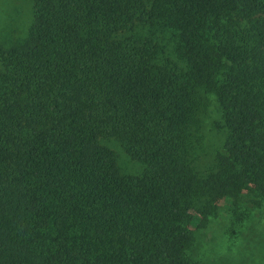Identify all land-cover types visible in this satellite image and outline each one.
Listing matches in <instances>:
<instances>
[{
    "label": "trees",
    "instance_id": "trees-1",
    "mask_svg": "<svg viewBox=\"0 0 264 264\" xmlns=\"http://www.w3.org/2000/svg\"><path fill=\"white\" fill-rule=\"evenodd\" d=\"M260 198L264 0H31L0 44V264H199L192 227Z\"/></svg>",
    "mask_w": 264,
    "mask_h": 264
},
{
    "label": "rangeland",
    "instance_id": "rangeland-1",
    "mask_svg": "<svg viewBox=\"0 0 264 264\" xmlns=\"http://www.w3.org/2000/svg\"><path fill=\"white\" fill-rule=\"evenodd\" d=\"M31 19V0H0V44L9 45L23 37ZM204 133L205 151L201 161L209 164L211 153L221 146L222 138L212 130V119L218 118L214 100L208 95ZM118 155L123 173L138 174L143 165L132 160L115 141L106 142ZM260 207L244 199L232 205L221 200L219 211L198 226L192 227L190 258L199 264H264V199Z\"/></svg>",
    "mask_w": 264,
    "mask_h": 264
}]
</instances>
